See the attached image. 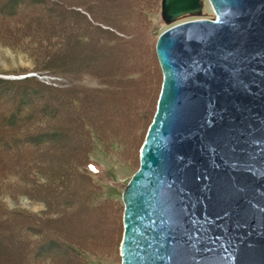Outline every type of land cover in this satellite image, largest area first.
Masks as SVG:
<instances>
[{
	"label": "rangeland",
	"instance_id": "374dc122",
	"mask_svg": "<svg viewBox=\"0 0 264 264\" xmlns=\"http://www.w3.org/2000/svg\"><path fill=\"white\" fill-rule=\"evenodd\" d=\"M161 1L0 0V264L36 249L37 264H121L122 192L163 80ZM92 160L103 187L79 173Z\"/></svg>",
	"mask_w": 264,
	"mask_h": 264
},
{
	"label": "water",
	"instance_id": "95a60500",
	"mask_svg": "<svg viewBox=\"0 0 264 264\" xmlns=\"http://www.w3.org/2000/svg\"><path fill=\"white\" fill-rule=\"evenodd\" d=\"M161 19L121 264H264V0H162Z\"/></svg>",
	"mask_w": 264,
	"mask_h": 264
},
{
	"label": "trees",
	"instance_id": "16d2710c",
	"mask_svg": "<svg viewBox=\"0 0 264 264\" xmlns=\"http://www.w3.org/2000/svg\"><path fill=\"white\" fill-rule=\"evenodd\" d=\"M160 34H158V35H160ZM127 79H133V76L132 77H127L126 80ZM19 137H20L19 134H14V138L16 140H20ZM19 153H21V150L20 149H19ZM78 170H79V173H81L83 175L85 174L86 176H88L93 181V183H95L96 185H99L101 187H103V181H102V179H104L105 181L107 180L106 179L107 177H106L105 172L99 167V162H97L95 160H92L89 163L84 164L83 166L79 167ZM96 205H97V203H96ZM92 207H96V206H94V204H93ZM46 242H47V240H46ZM48 242L46 243V245L49 244ZM65 246H67V245L65 244ZM67 247H69V246H67ZM67 247H65V248H67ZM36 250H35V253L32 252L29 255L28 260H26V261L23 260V262H24L23 264H25V263H28V264H37V257L36 256H38V255L36 253ZM81 257H82V260L83 261H86L84 259L85 257L80 256V259H81Z\"/></svg>",
	"mask_w": 264,
	"mask_h": 264
},
{
	"label": "bare ground",
	"instance_id": "6f19581e",
	"mask_svg": "<svg viewBox=\"0 0 264 264\" xmlns=\"http://www.w3.org/2000/svg\"><path fill=\"white\" fill-rule=\"evenodd\" d=\"M161 92V91H160Z\"/></svg>",
	"mask_w": 264,
	"mask_h": 264
}]
</instances>
